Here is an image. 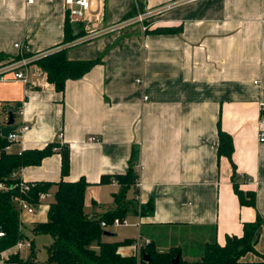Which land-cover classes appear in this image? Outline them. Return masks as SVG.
<instances>
[{
    "label": "crops",
    "instance_id": "crops-1",
    "mask_svg": "<svg viewBox=\"0 0 264 264\" xmlns=\"http://www.w3.org/2000/svg\"><path fill=\"white\" fill-rule=\"evenodd\" d=\"M99 1L103 20L92 30L106 31L90 39L84 31L62 47L69 60L100 63L82 78L68 80L63 92L34 63L28 67V85L0 82V129L9 110L16 109L15 125L28 130L9 152L51 143L67 148L66 176L58 148L40 165L22 168L19 177L25 183L84 179L89 216L115 209V177L126 173L137 148L139 186L128 191L131 196L127 192L125 202H152V213L141 216L129 206L125 218L133 221L126 228L135 232L116 239L109 228L111 235L105 236L117 242L140 237L158 252L177 250L184 260L196 261L206 244L224 246L227 237H241L243 225L257 214L264 218V142H259L264 132V0H193L153 18L144 33L139 24H118L137 12L183 0ZM65 6V0H0V54L16 56L15 44L34 55L55 50L64 40ZM218 128L231 138L230 159L218 156ZM233 173L240 190L255 193L256 208L239 204ZM102 178L109 181L101 183ZM50 199L32 214H19L30 246L4 251L0 264H13L9 258L16 254L26 260L31 251L35 264H51L45 250L51 237L32 233L35 224L46 222ZM40 237L49 239L36 250L34 240ZM118 253L138 257L140 252L131 244ZM241 261L264 262V227L257 232L255 252Z\"/></svg>",
    "mask_w": 264,
    "mask_h": 264
},
{
    "label": "trees",
    "instance_id": "trees-1",
    "mask_svg": "<svg viewBox=\"0 0 264 264\" xmlns=\"http://www.w3.org/2000/svg\"><path fill=\"white\" fill-rule=\"evenodd\" d=\"M137 12V11H136ZM135 12V13H136ZM169 33L171 30H160ZM84 36L81 26L65 22L64 40L55 50H51L34 63L46 75V80L54 86L57 92H63L68 80L82 78L95 65L99 59L87 61H73L67 57V44L72 43L79 37ZM18 56L10 57L0 54V62L16 61ZM10 111V110H9ZM219 144L218 156L230 159L232 154L231 138L218 128ZM8 141L0 135V184L5 189H0V232L4 236L0 239V251L12 248L20 240H26V234L22 232L19 220V208L16 199H22L36 206L40 203L41 193H50L48 202L47 220L45 223L35 224L32 233L35 235L46 234L52 239L45 248L47 262L51 264H264V262L244 263L241 258L247 253L255 252L257 232L264 227V218L259 214L252 223L243 225L241 237H227L224 246L215 241L204 247L202 256L196 261L184 260L179 256L177 263H173L177 256V250L158 252L150 243L140 250V257H124L118 253L119 247L129 246L135 239L114 241L112 237L104 235L105 229L100 223L104 221L110 225L114 219H124L129 206L133 208V201L126 204V194L137 184L138 149L133 148L128 162V168L124 175L116 176L119 185L117 193L113 194L116 204L114 210L101 215L89 216L84 212L85 190L88 186L84 179L76 182L59 181L57 183L38 182L27 192H20L14 187L20 180L12 178L14 173L28 166H38L41 161L51 156L60 148L61 175L64 177L69 171V158L67 148H61L59 144H47L42 149L24 150L19 153L6 152ZM109 180L102 178L101 183ZM232 186L241 206L256 208V196L253 192H243L239 189V180L236 174L232 176ZM139 208V209H138ZM139 211L141 216L152 213V202L144 206H134V211ZM27 241V240H26ZM142 255H148L149 260L143 261ZM35 253L31 251L29 258L22 260L18 254L9 258L13 264H35Z\"/></svg>",
    "mask_w": 264,
    "mask_h": 264
},
{
    "label": "built area",
    "instance_id": "built-area-1",
    "mask_svg": "<svg viewBox=\"0 0 264 264\" xmlns=\"http://www.w3.org/2000/svg\"><path fill=\"white\" fill-rule=\"evenodd\" d=\"M190 1H193V0H183V1L175 2V3L167 4L149 13L137 12L135 16H133L131 19H129L128 21L119 23L118 26L124 27L130 24H139L141 31L143 33L147 32L149 29V22H151L153 18H155L156 16H159V14L166 12L167 10L173 8L176 5H180L186 2H190ZM33 2L34 0H27L28 4H32ZM65 4H66L65 11H66L68 22L71 24H77L81 26V29L87 33L85 35L89 39L96 38L106 31V30L104 31L92 30V27H95L96 24H100L103 20L102 4L99 0H65ZM114 28L115 26H112V30H114ZM116 28L118 27L116 26ZM14 47L18 50V54L16 55L18 56V59L13 62H7L5 64H0V82H6L8 80H16V81L22 82L25 85H28L29 84V80H28L29 65L35 63L36 60L40 59L45 54H40V55L30 54L27 50V47H24L21 44H15ZM139 82L140 81H137V83ZM17 109H18V113L21 115L22 109L21 108H17ZM260 109L263 110L262 104L260 105ZM15 110L16 109H14V111ZM260 124L261 125L264 124V121L261 120ZM27 130H28V126L26 125L17 126V128L13 131V133L10 134L8 138H6L9 145L5 148V151L9 152L12 145L21 143V137L23 133L26 132ZM59 139H60V136H59ZM96 141H97L96 138L88 139V142H96ZM259 142H264V132L262 130L259 133ZM140 168L141 167L138 166V169ZM17 177H19V173H14L12 175L13 179ZM32 186H33L32 183H25L20 179L19 182L15 184L14 187H18L20 192H27ZM136 186L138 187L139 183H137ZM0 189L1 190L5 189V185L0 184ZM49 197H50L49 193H41L39 195L40 203ZM16 200H17V205L19 208V214L21 213L32 214L35 212V206H33L32 204L22 199H16ZM130 225L131 224L128 222L126 218L122 220L114 219L110 225H107L104 221L100 223L101 228L105 230L109 228L128 227ZM3 236L4 234L0 232V239ZM149 244H150V241L148 240L141 243L140 237H137L133 243V245L137 247L139 252L143 247ZM29 246L30 245L26 240H20L12 248H15L18 251H20L23 248H26ZM4 251H0V257Z\"/></svg>",
    "mask_w": 264,
    "mask_h": 264
},
{
    "label": "rangeland",
    "instance_id": "rangeland-1",
    "mask_svg": "<svg viewBox=\"0 0 264 264\" xmlns=\"http://www.w3.org/2000/svg\"><path fill=\"white\" fill-rule=\"evenodd\" d=\"M7 62H10V61H6L4 60L3 62H0V64H5ZM129 195L131 196L132 195V192H128ZM133 199H134V196H133ZM134 202V200H133ZM116 208V207H115ZM129 223H131V221H133V219H127ZM110 231L112 232V234H114V237L116 239H123L122 237H125V236H128V235H131L135 232L134 229H130V228H126V227H118V228H114V229H110ZM114 238V239H115ZM49 238L48 237H40V238H36V240H34V246L36 248V250L38 249H41V246L45 243L46 240H48ZM142 243V242H141ZM28 249L27 250H24L22 252V257H26L27 253H28Z\"/></svg>",
    "mask_w": 264,
    "mask_h": 264
},
{
    "label": "water",
    "instance_id": "water-1",
    "mask_svg": "<svg viewBox=\"0 0 264 264\" xmlns=\"http://www.w3.org/2000/svg\"><path fill=\"white\" fill-rule=\"evenodd\" d=\"M74 25H77V24H74ZM17 128V125H15V120H14V109H11L9 112H8V119H7V122H6V125L4 127H2L0 129V135L3 137V138H8V136L10 134L13 133V131ZM104 235H111V233L105 231L104 232ZM142 260L143 261H148L149 260V256L148 255H142ZM179 260V255H177L174 260H173V263H177Z\"/></svg>",
    "mask_w": 264,
    "mask_h": 264
}]
</instances>
